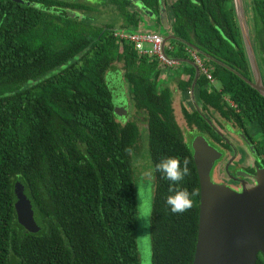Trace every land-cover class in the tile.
<instances>
[{
	"label": "trees",
	"instance_id": "1",
	"mask_svg": "<svg viewBox=\"0 0 264 264\" xmlns=\"http://www.w3.org/2000/svg\"><path fill=\"white\" fill-rule=\"evenodd\" d=\"M22 1L0 0V264H139L132 153L140 132L134 122L116 121L106 76L117 63L133 108L147 116L154 169L165 157L189 160L190 173L177 186L154 170L152 262L193 264L200 185L173 93L160 86L165 70L119 41L112 26L87 21L101 7L122 19V31L155 32L144 22L164 29L166 11L163 36L175 37L166 55L187 70L179 89L191 97L194 52L220 86L201 74L195 102L233 125L256 123L264 147V97L245 81H253V72L234 0ZM246 6L264 82V0H246ZM183 114L190 127L221 141L198 113L184 108ZM18 180L40 212L32 224L15 209ZM170 188L196 191L192 208L172 214ZM257 264H264L261 254Z\"/></svg>",
	"mask_w": 264,
	"mask_h": 264
},
{
	"label": "water",
	"instance_id": "2",
	"mask_svg": "<svg viewBox=\"0 0 264 264\" xmlns=\"http://www.w3.org/2000/svg\"><path fill=\"white\" fill-rule=\"evenodd\" d=\"M15 1L23 3L22 0ZM242 2L234 0L253 72V81H245L264 97V82L246 17L247 6ZM161 20L163 28L167 30L169 22L166 11H163ZM173 39L175 37L172 35L165 36L164 47ZM191 64L196 70L191 86L194 100L200 70L195 63ZM192 150L200 185L199 227L193 264H257L259 255L264 257V170L258 172L255 187L237 193L211 180V170L222 157L220 152L210 146L203 136L193 140ZM13 200L19 218L40 219L34 196L24 181H16Z\"/></svg>",
	"mask_w": 264,
	"mask_h": 264
},
{
	"label": "rangeland",
	"instance_id": "3",
	"mask_svg": "<svg viewBox=\"0 0 264 264\" xmlns=\"http://www.w3.org/2000/svg\"><path fill=\"white\" fill-rule=\"evenodd\" d=\"M169 3L174 0H168ZM246 0H243V5L245 6ZM243 6V7H244ZM93 14V13H92ZM91 14V18L87 23L91 24L93 27H103L106 25L112 26L115 30H121L122 19L116 14L113 13L110 9H104L100 7V11L97 13ZM251 23L249 22V25ZM145 29H150L152 31L158 32L162 35H165L166 31L161 29L157 23H147L144 22ZM158 30V31H157ZM117 69L111 71L106 76V84L109 90L112 93V103L114 106V115L116 121L119 123L125 124L126 122H134L137 127H139L140 137L137 143V149L132 153V163L134 169V191H135V201L137 205V230H136V239L137 247L139 253V264H153L152 255V233H151V218L155 198V172L154 166L150 157V148H149V131L147 116L144 113L133 108V103L128 96V85L124 82V72L122 71V64H116ZM178 66H180L178 64ZM178 68V67H177ZM173 69V68H172ZM176 69V68H175ZM173 69V70H175ZM167 70V69H165ZM171 70V69H170ZM169 71V70H168ZM168 71H165L166 80L162 81L160 84L161 87L167 85L171 92L173 93V104L175 106V117L178 124L181 126L184 134V140L186 144L191 147L193 143L194 134L187 133L188 128L186 127V122L184 121V116L182 109L185 107L190 112L192 111L191 99L189 94L183 93L178 86V79H181L185 71L184 66L179 67V77L172 76L174 74H169ZM164 75V74H163ZM172 78H171V77ZM170 78V79H169ZM216 89L219 91L220 86L217 83H213ZM202 106V105H201ZM216 114H212L215 116ZM221 130L230 135L229 132L232 130V124L222 120L220 122ZM232 125V126H231ZM235 127V126H234ZM190 130V128H189ZM249 131L258 130L260 134V127L256 123H251L248 125ZM260 136L257 134L256 138ZM138 191L139 197L138 199ZM142 201V202H141ZM142 203V204H141ZM141 204V205H140ZM146 218L141 219V218ZM39 220V219H38ZM36 220H26L25 223L37 222ZM31 227V226H30Z\"/></svg>",
	"mask_w": 264,
	"mask_h": 264
},
{
	"label": "flooded vegetation",
	"instance_id": "4",
	"mask_svg": "<svg viewBox=\"0 0 264 264\" xmlns=\"http://www.w3.org/2000/svg\"><path fill=\"white\" fill-rule=\"evenodd\" d=\"M190 99L192 111H187L191 115L198 113L209 125L211 123L214 128L211 125L210 127L221 139V141H217L206 130L200 131L195 127H190L184 118L188 128L187 133L194 134L193 140L198 136H203L210 146L222 154L221 159L216 161L211 170L212 182L218 185H225L237 193H242L246 188L255 187L258 172L264 170V147L261 144V130L260 134L258 130L256 132L249 131L248 125L251 123L244 127L232 124V130L229 132L230 135H228L221 130V119L225 120L222 116L218 113L212 116L210 111L205 110L203 106L195 102V96L193 100L192 93ZM257 134L260 136L259 138H256Z\"/></svg>",
	"mask_w": 264,
	"mask_h": 264
},
{
	"label": "built area",
	"instance_id": "5",
	"mask_svg": "<svg viewBox=\"0 0 264 264\" xmlns=\"http://www.w3.org/2000/svg\"><path fill=\"white\" fill-rule=\"evenodd\" d=\"M114 36L119 40H127L134 45V49L140 55H147L158 60L161 67L170 70L177 66V62L169 58L166 55V45L164 47V36L158 32H139L128 33L126 31L117 30L114 32ZM191 57L194 59V63L198 66L200 74L205 76L207 80L213 84L214 79L209 69L205 68L201 60L196 56L194 52H190ZM230 106L233 103L230 100H226Z\"/></svg>",
	"mask_w": 264,
	"mask_h": 264
},
{
	"label": "clouds",
	"instance_id": "6",
	"mask_svg": "<svg viewBox=\"0 0 264 264\" xmlns=\"http://www.w3.org/2000/svg\"><path fill=\"white\" fill-rule=\"evenodd\" d=\"M188 165L189 160L187 159H185L183 164H181V161L178 158L165 157L155 165L154 170L161 174L162 179L168 181L173 186H177L185 179L186 176L189 175L190 170ZM170 192L173 194L167 197L166 205L171 213L176 215L183 214L190 210L193 206L192 197L198 194L196 191L189 192L186 189L173 190L170 188ZM138 199H140L139 191ZM141 219L146 220V218L143 217Z\"/></svg>",
	"mask_w": 264,
	"mask_h": 264
},
{
	"label": "crops",
	"instance_id": "7",
	"mask_svg": "<svg viewBox=\"0 0 264 264\" xmlns=\"http://www.w3.org/2000/svg\"><path fill=\"white\" fill-rule=\"evenodd\" d=\"M178 63H180V61H179ZM180 66H181V65H180ZM180 66H177L178 68L175 67L176 69L173 68V69H175V70L171 69V70H169V71H168V70H165V71H166V72L168 71L169 74H174V75H172L173 77H174V76L179 77L178 74H179V67H180ZM165 71H164V75L162 76L163 81H167V80H166V77H165V76H166ZM170 77H171V76H170ZM186 77H187V76H186V72H185L181 79H184V78H186ZM171 78H172V77H171ZM169 79H170V78H169ZM173 108H174V111H175V106H174V104H173Z\"/></svg>",
	"mask_w": 264,
	"mask_h": 264
}]
</instances>
